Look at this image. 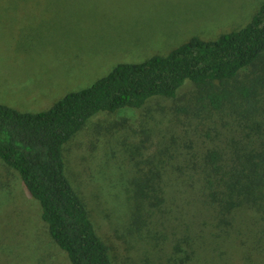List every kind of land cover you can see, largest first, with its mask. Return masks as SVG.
<instances>
[{
  "label": "rangeland",
  "instance_id": "374dc122",
  "mask_svg": "<svg viewBox=\"0 0 264 264\" xmlns=\"http://www.w3.org/2000/svg\"><path fill=\"white\" fill-rule=\"evenodd\" d=\"M263 1L0 0V103L46 110L120 62L166 55L193 35L215 39L243 27ZM249 73L228 80L227 88L247 81ZM38 87L44 96L52 92L43 99L19 94ZM199 99L198 88L187 81L174 98L154 97L113 117L93 116L64 145L67 176L114 264H264L240 261L237 244H209V216L197 212L185 192L191 166L212 147L214 120L222 114ZM225 111L230 115L222 114V121L236 115ZM148 172L158 173L152 181L165 182L170 193L138 201L133 179ZM189 236L200 238L189 244ZM0 264H70L41 220L37 201L1 161Z\"/></svg>",
  "mask_w": 264,
  "mask_h": 264
},
{
  "label": "trees",
  "instance_id": "16d2710c",
  "mask_svg": "<svg viewBox=\"0 0 264 264\" xmlns=\"http://www.w3.org/2000/svg\"><path fill=\"white\" fill-rule=\"evenodd\" d=\"M263 54L264 1L243 27L215 39L193 35L166 55L120 62L46 110L19 111L0 103V161L37 201L41 220L70 264L114 263L109 244L67 176L64 145L93 116L113 117L154 97L174 98L187 81L198 88L203 106L236 115L225 121L222 114L215 118L212 147L191 166L190 182L185 183L190 190L185 192L192 195L197 212L209 216V244H237L240 261H264ZM247 71V81L227 88L228 80ZM174 110L184 113L187 108ZM157 174L133 179L134 198L167 194L169 185L152 181ZM140 207L136 204V211ZM189 238V244H196L200 236Z\"/></svg>",
  "mask_w": 264,
  "mask_h": 264
},
{
  "label": "crops",
  "instance_id": "0c3cea01",
  "mask_svg": "<svg viewBox=\"0 0 264 264\" xmlns=\"http://www.w3.org/2000/svg\"><path fill=\"white\" fill-rule=\"evenodd\" d=\"M52 92V91H51ZM51 92L49 93V94H47V95H42L43 94V92L41 91V89L38 87V89L37 88H33V90L32 91H29V92H25V93H19L22 97H29V96H36V97H38V96H41L40 98L41 99H43V98H45V97H48L50 94H51ZM66 95V94H65ZM57 102V101H56ZM38 112V111H37Z\"/></svg>",
  "mask_w": 264,
  "mask_h": 264
}]
</instances>
